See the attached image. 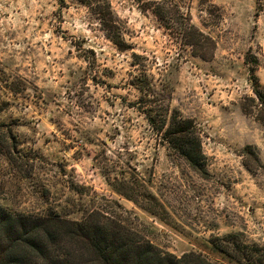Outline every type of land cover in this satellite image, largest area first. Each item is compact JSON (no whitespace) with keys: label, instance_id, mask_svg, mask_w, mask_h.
<instances>
[{"label":"rangeland","instance_id":"1","mask_svg":"<svg viewBox=\"0 0 264 264\" xmlns=\"http://www.w3.org/2000/svg\"><path fill=\"white\" fill-rule=\"evenodd\" d=\"M177 1L200 34L134 0H0V203L104 210L165 251L240 264L210 241H264V0ZM143 70L195 120L205 173L137 107Z\"/></svg>","mask_w":264,"mask_h":264},{"label":"trees","instance_id":"2","mask_svg":"<svg viewBox=\"0 0 264 264\" xmlns=\"http://www.w3.org/2000/svg\"><path fill=\"white\" fill-rule=\"evenodd\" d=\"M134 1L142 11H151L168 30L177 28L193 36L201 33L177 0ZM117 35L120 37V34H108L120 46L123 42ZM135 56L141 58L139 54ZM143 71L134 79V86L141 92L137 107L175 154L205 173L207 157L195 120L171 110L150 74ZM253 83L254 94L264 109V90L258 84L255 68ZM0 153L9 156L3 147ZM210 242L240 264H264V241L244 240L239 234H228L216 236ZM0 264L223 263L213 261L202 252L189 251L178 256L165 251L135 226L104 210H84L81 218H70L57 210L12 211L0 203Z\"/></svg>","mask_w":264,"mask_h":264}]
</instances>
